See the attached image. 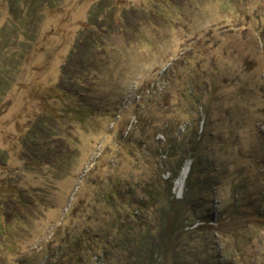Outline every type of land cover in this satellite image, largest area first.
Wrapping results in <instances>:
<instances>
[{"label":"rangeland","instance_id":"374dc122","mask_svg":"<svg viewBox=\"0 0 264 264\" xmlns=\"http://www.w3.org/2000/svg\"><path fill=\"white\" fill-rule=\"evenodd\" d=\"M0 264H264V0H0Z\"/></svg>","mask_w":264,"mask_h":264},{"label":"trees","instance_id":"16d2710c","mask_svg":"<svg viewBox=\"0 0 264 264\" xmlns=\"http://www.w3.org/2000/svg\"><path fill=\"white\" fill-rule=\"evenodd\" d=\"M179 149H181V146H179V145H175L174 146V151L175 150H177V152H179ZM187 160V158H185V159H183L182 161H181V164L179 165V167H178V169H177V173L175 174V177L172 179V180H174L175 178H178L179 176H180V173H181V171H182V169L184 168V162ZM195 170H196V163L195 162H193L192 163V167H191V170H190V173H189V175H188V178H187V180H186V183H187V185H189V183L192 181V179H193V174H194V172H195ZM168 214V213H167ZM174 225L172 224L171 225V229L172 230H174ZM149 233H140V234H138V236H139V239H140V241H142V239L144 240V243L143 244H146L145 245V249L147 248V246L148 245H150L149 243V241L147 240V235H148Z\"/></svg>","mask_w":264,"mask_h":264},{"label":"bare ground","instance_id":"6f19581e","mask_svg":"<svg viewBox=\"0 0 264 264\" xmlns=\"http://www.w3.org/2000/svg\"><path fill=\"white\" fill-rule=\"evenodd\" d=\"M186 176V171H185V173H184V177Z\"/></svg>","mask_w":264,"mask_h":264}]
</instances>
